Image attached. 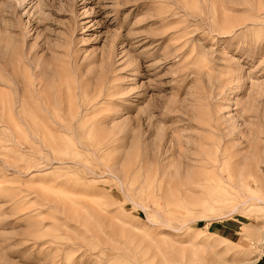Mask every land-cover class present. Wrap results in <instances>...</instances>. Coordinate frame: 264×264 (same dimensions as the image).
<instances>
[{"label": "rangeland", "instance_id": "obj_1", "mask_svg": "<svg viewBox=\"0 0 264 264\" xmlns=\"http://www.w3.org/2000/svg\"><path fill=\"white\" fill-rule=\"evenodd\" d=\"M259 90L264 0H0V264H254Z\"/></svg>", "mask_w": 264, "mask_h": 264}, {"label": "bare ground", "instance_id": "obj_2", "mask_svg": "<svg viewBox=\"0 0 264 264\" xmlns=\"http://www.w3.org/2000/svg\"><path fill=\"white\" fill-rule=\"evenodd\" d=\"M37 79H38V78H37ZM39 80H40V79H39ZM38 82H39V81H38ZM37 85H38V84H37ZM37 89H38V88H37ZM40 90H41V92H42V89H40ZM33 91H34V88H33ZM36 91H37V90H36ZM260 92H264V91L259 90L258 93H260ZM39 93H40V91H39ZM31 94H32V93H31ZM35 94H37V93L35 92ZM40 94H41V93H40ZM40 94H39V98H40ZM41 95H42V94H41ZM37 96H38V95H37ZM42 96H43V95H42ZM247 96H248V95H247ZM39 98H38V99H39ZM248 98H249V97H248ZM32 99H34V97H33ZM38 99H36V100L38 101ZM36 100H32V101L35 102ZM40 100H41V98H40ZM40 100H39V102L41 103ZM251 100L253 101L254 98H249L248 101H247V105H250V109H248V110H242V111H243L242 113L239 112V116L242 118V120H246L247 118H250V119L252 118L251 115H248V114L250 113V111H252V110H251V107H252V105H251V102H252V101H251ZM256 100H257V99H256ZM1 101H2V100H1ZM34 102H32V103L34 104ZM36 103H37V102H36ZM40 103H39V104H40ZM37 104H38V103H37ZM37 104H36V106L39 107L40 105L38 106ZM34 105H35V104H34ZM41 105H44V104L41 103ZM262 105H263V102L260 101V106H262ZM34 107H35V106H34ZM42 107H43V106H42ZM0 108H1V107H0ZM31 108H32V107H31ZM31 108H30V109H31ZM40 108H41V107H40ZM2 109H4V108H1L0 111H2ZM42 109H43V108H42ZM42 109H39V110H41L43 113L40 112V111H38L37 109H34L33 112H32L33 114H31L32 116H30V117H29V115H30L29 112L32 111V110H30V111L27 113V115L29 114L28 117L31 119V122L28 123V127H27V128H28V131L31 133V135L35 134L36 131H37V133H38L41 129H43L42 132H41V134H42V133L44 134L45 132H46V133H47V132L49 133V131H47V130H48L47 128H48L49 126L46 127L47 124H46V125H43V123L45 124V119H46L45 116H46V115L44 114V112H46V111H45V110L43 111ZM8 110H9V109H8ZM240 111H241V110H240ZM2 112H3V111H2ZM2 112H0V114H1ZM47 112H48V111H47ZM47 112H46V113H47ZM30 113H31V112H30ZM3 114H4V113H3ZM3 114H1V115H3ZM10 114H11V112H10ZM1 115H0V116H1ZM27 115L25 114V116H27ZM3 116L6 117L5 115H3ZM21 116H22V115H21ZM13 117H15V116H13ZM28 117H27V118H28ZM31 117H32V118H31ZM44 117H45V119H44ZM258 117H259V116H258ZM0 118H2V116H1ZM29 118H28V119H29ZM57 118H59V117H57ZM255 118H256V117H255ZM3 119H4V118H3ZM30 119H29V120H30ZM35 119H36V120H37V119L39 120V122H38V120H37V122H38L39 124L35 121ZM50 119H51V117H50ZM55 119H56V117H55ZM4 120H5V119H4ZM4 120H3V121H4ZM14 120H15V119H14ZM53 120H54V119H53ZM58 120H59V119H58ZM61 120H62V119H61ZM41 121H42V122H41ZM0 122H1V121H0ZM14 122H15V121H14ZM46 122H47V121H46ZM58 122H60V120H59ZM246 122H247V121H246ZM250 122H251V121H250ZM3 123H4V122H3ZM62 123H63V122H62ZM4 124H5V123H4ZM55 124H56V122H55ZM66 124H67V123H66ZM15 125L17 126V124H15ZM15 125H14V126H15ZM42 125H43V126H42ZM56 125L59 126V129H65V126L62 125L61 122H60V124L58 123V124H56ZM67 125H68V124H67ZM69 125H70V123H69ZM71 125H72V124H71ZM16 126H15V129L20 128L19 126L16 128ZM58 126H57V127H58ZM81 126H82V125H81ZM236 126H237V125H236ZM45 127H46V128H45ZM69 127H72V126H69ZM6 128H7V127H6ZM7 129H8V128H7ZM44 129H45V131H44ZM49 129H50V127H49ZM19 130H20V129H18V131H19ZM50 131H51V129H50ZM62 131H63V130H62ZM65 132H66V134L68 133L67 131H65ZM48 133H47V135L49 136ZM69 133H70V132H69ZM41 134H40V135H41ZM43 134H42V135H43ZM42 135H41V137H42ZM45 135H46V134H44L43 136H45ZM64 135H65V133H64ZM68 136H69V135H67L66 137L68 138ZM64 137H65V136H64ZM48 138H49V137H48ZM44 139H47V138L45 137V138L42 139V141L45 142ZM69 139H70V138H69ZM50 140H51V138H50ZM48 141H49V139H48ZM49 142H50V141H49ZM48 144H49V143H48ZM51 144H52V143H51ZM40 145H41V144H40ZM50 149H51V148H50ZM234 209H235V208H234ZM246 236L248 237V235H246ZM256 240L259 241V242H257L258 245H259V243H261L260 241L262 240V236L259 235V236H258V239H256ZM238 246H239V247H246V244H245V243H242V245H241V243H240ZM235 247H236V246H235ZM236 249H237V248H236ZM217 262H218V261H216V263H217ZM252 263H253V262H248V263H246V264H252ZM224 264H225V262H224Z\"/></svg>", "mask_w": 264, "mask_h": 264}, {"label": "crops", "instance_id": "obj_3", "mask_svg": "<svg viewBox=\"0 0 264 264\" xmlns=\"http://www.w3.org/2000/svg\"><path fill=\"white\" fill-rule=\"evenodd\" d=\"M254 264H264V246L262 248V255L258 258V260Z\"/></svg>", "mask_w": 264, "mask_h": 264}]
</instances>
